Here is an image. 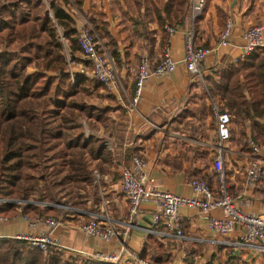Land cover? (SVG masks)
<instances>
[{"label": "trees", "instance_id": "obj_1", "mask_svg": "<svg viewBox=\"0 0 264 264\" xmlns=\"http://www.w3.org/2000/svg\"><path fill=\"white\" fill-rule=\"evenodd\" d=\"M124 1L140 19L156 16L164 47L168 39L164 26L175 29L189 18L188 0ZM246 3L249 9L254 0ZM83 4L84 0H0V198L31 202L0 204V217L34 220L67 217L70 212L49 205L97 212L107 186L102 176L110 178V183L120 181L123 168L137 156L133 151L125 155L119 151L130 134L128 116L117 96L83 75L67 72L66 52L76 61L81 57L75 12L82 14ZM218 11L226 22L228 17ZM88 21L101 39H109L104 14L98 12ZM146 21L137 19L134 27L145 29ZM111 55L118 63L116 49L111 48ZM203 83L210 99L235 124L250 129L251 140L264 141V48L242 62H223ZM76 120H84L90 129H101L113 149L103 147L102 139H85ZM225 257L223 264H250ZM139 259L145 264L173 261L153 234L145 235ZM0 264L112 263L68 255L53 246L42 251L24 240L3 237ZM185 264H193L190 253Z\"/></svg>", "mask_w": 264, "mask_h": 264}, {"label": "crops", "instance_id": "obj_2", "mask_svg": "<svg viewBox=\"0 0 264 264\" xmlns=\"http://www.w3.org/2000/svg\"><path fill=\"white\" fill-rule=\"evenodd\" d=\"M233 1L209 0L195 22H190L188 18L183 23L177 24L169 47L170 56L178 62L176 70L166 77L151 78L142 90L136 109L132 111L126 109L124 105H127L133 96L135 72L140 58L147 56L151 68L154 69L164 54V44L161 46L164 33L157 24L156 16L151 14L147 21L140 19L137 14L131 13L124 0H84L83 13L75 12L78 26L89 17L96 18L98 12L104 14L110 40L107 37L101 39L97 33L96 36L110 54L117 71L120 89L114 95L117 96L120 108L126 111L127 131L130 134V139L119 151L122 155L133 151L134 155L144 160L148 177L155 186L179 196L192 195L188 184L189 178L207 176L206 181L208 180L211 186H216L212 163L218 153L217 133L210 109L211 99L206 92L203 79L215 73L223 62L233 61L240 56L241 33L244 30L264 24V0H254L253 6L249 9L246 0H236L232 5ZM131 4H134L133 1ZM186 8L188 14V7ZM218 9L222 10L226 18L232 17L231 42L234 46L219 49L209 55L202 65V81H197L186 71L182 63L185 53V33L188 29L193 31L196 46L214 47L225 23ZM137 19L142 23L146 21L145 29L141 26L134 27ZM111 48L116 49L119 55L118 63L112 58ZM82 121L85 123L84 120ZM88 129L93 132L90 138L102 139L103 147L110 151L113 149L114 145L105 135L102 136L101 133ZM230 133V140L225 144L222 153L229 190L234 197H237L238 207L243 213L264 215V165H261L262 172L257 182L252 185L245 183L249 160L247 141L254 134L249 128L235 124L234 120L230 125ZM102 180L107 183L104 190L105 198L102 197L104 202L98 207V213L82 209V222L87 221L86 216L90 213L107 214L120 231V238L102 241L87 236L74 226L75 222L69 220L72 219L69 216L62 227L73 231L67 236L73 239L77 247L66 245L60 247L68 255L91 257L89 254L95 252L119 251L123 244L130 254L139 257L146 234L136 228L127 229L126 224L130 221L128 205L121 193L119 180L110 183L111 179L107 176H102ZM87 205L91 206L90 202ZM180 214L184 217L182 239L156 236L163 245V252L172 256V264H185L187 253L193 257V264H216L225 256L250 264H264L263 252L237 246L238 230L217 237L207 229V216L220 217V210L202 214L196 209L182 208ZM133 223L137 228L151 227L150 203L142 204ZM55 229L52 231V237L59 244ZM45 231L41 225L35 230L30 229L19 216L6 223H0V238H13L18 234L36 236ZM123 264L132 263L127 260Z\"/></svg>", "mask_w": 264, "mask_h": 264}, {"label": "built area", "instance_id": "obj_3", "mask_svg": "<svg viewBox=\"0 0 264 264\" xmlns=\"http://www.w3.org/2000/svg\"><path fill=\"white\" fill-rule=\"evenodd\" d=\"M206 0H189L188 15L190 22H195L203 12ZM168 36L164 47V54L160 63L151 68L150 60L147 56H142L135 72L134 92L127 105H124L129 111L135 110L140 102L142 90L146 83L153 77H166L172 74L178 65L169 54L171 38L176 29L169 25L164 26ZM233 33V21L228 18L223 28L217 44L214 47L206 48L196 46L194 43V34L191 29L185 33V53L182 60L186 71L197 81H202V65L208 56L219 49L231 48ZM264 24L252 26L241 33L242 53L233 62H242L247 56L257 49L264 48ZM63 41V40H62ZM78 45L81 50L79 61L71 58L66 52L67 72L70 76L80 74L86 78L101 84L104 89L110 93H118L120 89L117 71L108 51L100 44L92 24L88 20H83L78 28ZM211 114L215 121L217 143L212 168L215 176L216 186L213 187L208 181L194 178L189 181L192 195L189 197L179 196L171 191L162 190L155 186L148 177L146 164L139 156H133L130 165L123 168L120 178V190L128 203V213L130 221L126 224L127 229L136 228L142 230L145 234H153L160 238L171 237L174 239L183 238L184 217L180 214L182 208L196 209L202 214H208L214 210H220V217L207 216V229L217 237H223L234 230H238L237 246L247 247L264 253V215L245 214L239 207L237 197H234L229 190L224 171L222 153L225 150V144L230 140V125L232 117L220 109L218 102L210 101ZM79 121V120H78ZM77 122V120H76ZM79 133L85 139L93 136L80 120ZM264 126V123H263ZM248 169L245 176V183L252 185L259 180L262 172L261 165H264V141L262 143L247 141ZM25 204L29 201H16L14 199L0 198V204ZM143 203H150L152 206V224L151 227L137 228L133 219ZM49 205V204H46ZM59 207L70 211L69 218L76 216L82 219V209L70 208L60 205H49ZM90 220L85 223L76 221L75 227L84 232L87 236L108 241L112 238H120L121 233L116 224L107 214L98 215L90 213ZM27 226L35 230L38 226H43L45 232L41 235L33 236L31 234H18L13 237L28 242L32 247L46 250L49 246L62 249L52 237V231L59 225H64L67 221L60 218H38L31 220L25 216H19ZM10 219H14L10 218ZM10 219L0 217V223H6ZM69 251V250H67ZM98 260L112 263L123 264L125 261H131L132 264H145L139 257L129 253L123 244L119 251L109 253L95 252L89 254ZM223 259V258H222ZM180 264V263H179ZM216 264H223V260Z\"/></svg>", "mask_w": 264, "mask_h": 264}, {"label": "rangeland", "instance_id": "obj_4", "mask_svg": "<svg viewBox=\"0 0 264 264\" xmlns=\"http://www.w3.org/2000/svg\"><path fill=\"white\" fill-rule=\"evenodd\" d=\"M76 18H77V15H76ZM228 18H231L232 19V17H228ZM228 20V19H227ZM227 20H226V22H227ZM233 21V20H232ZM226 22H225V25H226ZM225 25H224V27H225ZM224 27H222V30H223V28ZM222 30H221V32H222ZM221 32L219 33V36H220V34H221ZM219 38V37H218ZM208 48H211V47H208ZM79 59H80V55H79ZM78 59V60H79ZM140 61V60H139ZM139 65V64H138ZM94 100H96L95 98H94V96H91L90 97V101L91 102H95ZM215 102H217V101H215ZM77 122H79V121H77ZM94 132H99V133H101V135L103 136L104 135V132L100 129V130H94V129H92ZM78 132V131H77ZM97 176V175H96ZM98 177V176H97ZM104 202V199L102 200V203ZM104 206V205H103ZM50 207V206H49ZM56 208H59V207H56ZM70 208H72V207H70ZM59 209H62V208H59ZM80 209V208H79ZM82 209H84V208H82ZM62 210H65V209H62ZM66 211H68V210H66ZM71 212H69V214H68V216L67 217H69V216H71V214H70ZM67 217H52V218H60V219H63V220H65V221H68V218ZM87 218H86V220L88 221V220H90V217H89V215L88 216H86ZM45 218V217H44ZM69 220H72L73 222H76V221H82V219H78L76 216H74L72 219H69ZM87 221H85V222H87ZM84 222V223H85ZM83 223V222H82ZM75 224V223H74ZM68 227V226H67ZM55 235L59 238V246H62V247H64V245H66V246H74V247H77V244H75L74 242H73V239H71V238H69L67 235H70V233L69 232H71V233H73V231L71 230V229H69V228H66V227H62V225H59V226H57L56 227V229H55Z\"/></svg>", "mask_w": 264, "mask_h": 264}, {"label": "water", "instance_id": "obj_5", "mask_svg": "<svg viewBox=\"0 0 264 264\" xmlns=\"http://www.w3.org/2000/svg\"><path fill=\"white\" fill-rule=\"evenodd\" d=\"M235 1H236V0H234V1H233L232 5H234V4H235Z\"/></svg>", "mask_w": 264, "mask_h": 264}]
</instances>
